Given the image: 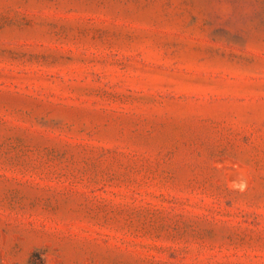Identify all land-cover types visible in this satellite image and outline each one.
Listing matches in <instances>:
<instances>
[{"label": "rangeland", "instance_id": "1", "mask_svg": "<svg viewBox=\"0 0 264 264\" xmlns=\"http://www.w3.org/2000/svg\"><path fill=\"white\" fill-rule=\"evenodd\" d=\"M0 264H264V0H0Z\"/></svg>", "mask_w": 264, "mask_h": 264}]
</instances>
